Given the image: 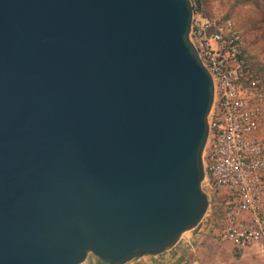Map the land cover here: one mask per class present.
I'll list each match as a JSON object with an SVG mask.
<instances>
[{
  "label": "water",
  "instance_id": "water-1",
  "mask_svg": "<svg viewBox=\"0 0 264 264\" xmlns=\"http://www.w3.org/2000/svg\"><path fill=\"white\" fill-rule=\"evenodd\" d=\"M192 15L0 0V264H128L199 226L214 85Z\"/></svg>",
  "mask_w": 264,
  "mask_h": 264
},
{
  "label": "built area",
  "instance_id": "built-area-1",
  "mask_svg": "<svg viewBox=\"0 0 264 264\" xmlns=\"http://www.w3.org/2000/svg\"><path fill=\"white\" fill-rule=\"evenodd\" d=\"M190 1L189 38L214 85L203 151V189L209 197L205 217L211 208L219 212L220 241L238 251L253 248L264 257V78L241 56L232 21L208 17L199 0ZM214 228L203 218L197 231ZM182 256L177 258L186 264Z\"/></svg>",
  "mask_w": 264,
  "mask_h": 264
},
{
  "label": "rangeland",
  "instance_id": "rangeland-1",
  "mask_svg": "<svg viewBox=\"0 0 264 264\" xmlns=\"http://www.w3.org/2000/svg\"><path fill=\"white\" fill-rule=\"evenodd\" d=\"M245 1L246 0H199V3L206 16L218 21H232L235 31H237L240 36L241 51H244L249 60L248 64L264 78V0H258L254 5H249L245 3ZM205 219L215 223L214 230L210 232H198V229L195 228L185 233L182 236V241L194 239V234L197 233L198 235L195 237L197 240L194 239V242L191 241L193 245L196 244L198 246V243L201 241L202 245L206 247L213 243L217 245L221 243L223 244L221 246H224L225 242L219 239V212H214L213 208H211L210 212H208V216L204 217V221H206ZM203 233H205L206 240L202 238ZM222 249L227 250L225 247ZM251 249L250 251L253 250ZM194 255L195 254L192 252L184 251L182 257L190 261L194 259ZM259 257L264 260V257ZM210 259L213 261L215 260V262L219 261L215 256H212ZM85 264L100 263H95V259L90 258Z\"/></svg>",
  "mask_w": 264,
  "mask_h": 264
},
{
  "label": "crops",
  "instance_id": "crops-1",
  "mask_svg": "<svg viewBox=\"0 0 264 264\" xmlns=\"http://www.w3.org/2000/svg\"><path fill=\"white\" fill-rule=\"evenodd\" d=\"M220 194L222 193L220 192ZM220 198L221 196H219L217 200L219 201ZM197 235V233L194 234V239H196L195 237H197ZM202 238L206 240L205 233H203ZM194 239L191 241L194 242ZM185 243L186 244L183 243L178 245L174 251L169 250L167 253L160 256H145L135 259L128 264H182L177 257H181L184 251H189L195 254L194 259L192 260L188 261L185 259L186 264H264V260L259 257L260 255L253 248V250L247 248L240 251L239 257H235L234 248L228 243H225L224 246H221L223 245L221 243H219V245L213 243L208 247L203 246L201 241L198 243V246L196 244H190V240L187 239ZM223 247L227 250L222 249ZM250 249L252 251H250ZM212 256H215L219 261L215 262V260H211L210 258Z\"/></svg>",
  "mask_w": 264,
  "mask_h": 264
},
{
  "label": "trees",
  "instance_id": "trees-1",
  "mask_svg": "<svg viewBox=\"0 0 264 264\" xmlns=\"http://www.w3.org/2000/svg\"><path fill=\"white\" fill-rule=\"evenodd\" d=\"M257 1H258V0H246L245 3H247V4H249V5H254V4L257 3ZM241 56H242L247 62H249V60L247 59V57H246V55H245V53H244L243 50L241 51ZM239 252H240V251L234 249V256H235V257H239ZM100 264H102V263H100Z\"/></svg>",
  "mask_w": 264,
  "mask_h": 264
}]
</instances>
